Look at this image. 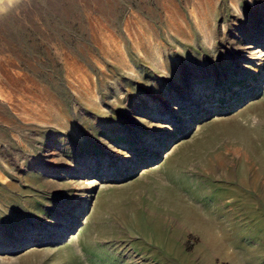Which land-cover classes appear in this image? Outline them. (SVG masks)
<instances>
[{"label":"rangeland","instance_id":"374dc122","mask_svg":"<svg viewBox=\"0 0 264 264\" xmlns=\"http://www.w3.org/2000/svg\"><path fill=\"white\" fill-rule=\"evenodd\" d=\"M234 1L0 9V264H264V0Z\"/></svg>","mask_w":264,"mask_h":264},{"label":"bare ground","instance_id":"6f19581e","mask_svg":"<svg viewBox=\"0 0 264 264\" xmlns=\"http://www.w3.org/2000/svg\"><path fill=\"white\" fill-rule=\"evenodd\" d=\"M12 1H15V0H0V9L1 8H3V7H6V5H8V4H10V2H12ZM22 1V0H21ZM164 2V1H163ZM17 3V2H16ZM20 3V2H19ZM11 4H14V2H12ZM10 4V5H11ZM18 4V3H17ZM232 6H235V8H236V6L238 5L234 0H231V3H230ZM237 4V5H236ZM20 5V4H19ZM22 5V4H21ZM26 5V4H25ZM12 6V5H11ZM192 6V5H191ZM9 7V6H8ZM23 7H24V5H23ZM13 8V7H12ZM197 9V8H196ZM2 10H4V9H2ZM17 10V9H16ZM25 10V9H24ZM234 10H236V9H234ZM12 11V10H11ZM21 11V10H20ZM15 13V12H14ZM13 13V14H14ZM190 16H191V18L193 19V21H194V23H195V25H198V18H197V16H196V14H195V12L193 11V9H190ZM5 14H7L6 12H5ZM10 14V13H9ZM202 15V14H201ZM4 16V15H3ZM2 16V17H3ZM13 16V15H12ZM7 17V16H6ZM4 18V17H3ZM187 18V17H186ZM5 19H7V18H5ZM129 19V18H128ZM201 19V18H200ZM188 20V19H187ZM4 21V20H3ZM172 21V20H171ZM205 22V21H204ZM1 24V23H0ZM169 24H171V22L169 23ZM2 25V24H1ZM200 25V24H199ZM198 25V26H199ZM204 25V24H203ZM197 26V27H198ZM206 26V25H205ZM199 28V27H198ZM204 27H202V29H203ZM209 28V27H208ZM125 29H126V32H127V34H128V36H129V38H131L133 41H134V39H133V37H132V34H130L129 32H128V28H127V26L125 25ZM139 29V28H138ZM206 29V28H205ZM204 30V29H203ZM210 30V29H209ZM172 31V30H171ZM203 32H207L206 30L205 31H203ZM209 33V32H208ZM206 36H207V34H205ZM103 36H104V42H105V44L109 47L110 46V48H113V46H112V44H114V34L112 35V33L110 32V31H108V33H104L103 34ZM136 36V35H135ZM209 36V35H208ZM206 39H208V40H210V37H207ZM213 40V39H212ZM207 41V40H206ZM139 44V43H138ZM210 44V43H209ZM123 46V45H122ZM115 47V46H114ZM109 48V49H110ZM119 49H121V48H119ZM156 51V50H155ZM157 52V51H156ZM122 54V53H121ZM143 54V53H142ZM149 54V53H148ZM124 55H125V53H124ZM126 55H128V54H126ZM155 56H157L156 57V63H157V61H158V66L160 67V68H163L162 67V63L160 62L159 63V61H161L162 59H161V56L157 53ZM127 58V57H126ZM130 62V61H129ZM132 62V61H131ZM155 63V62H154ZM164 63V62H163ZM134 66V65H133ZM132 65H127V67L125 66V69L126 70H128L129 72H134L135 71V69H134V67H133ZM6 67V66H5ZM13 71V70H12ZM80 72V71H79ZM4 73V72H3ZM21 73V72H20ZM12 75V74H11ZM69 81V80H68ZM84 81V80H83ZM75 83V82H74ZM8 89V88H7ZM7 89L4 87V85L0 82V100H5V99H8L9 100V93H8V91H7ZM27 92V91H26ZM34 92V91H33ZM91 99H92V102L94 103V104H96L98 107L99 106H101V107H99V108H102L103 107V104L99 101V99H98V96H96V94H91ZM47 102V101H46ZM42 103V102H41ZM35 104V103H34ZM33 104V105H34ZM49 104V103H48ZM50 105V104H49ZM48 107V106H47ZM48 109V108H47ZM13 111V110H12ZM61 120V119H60ZM7 166H8V163H7ZM4 171H7L6 169H4ZM4 171H3V169L2 168H0V181L1 182H5L6 180V175L4 174Z\"/></svg>","mask_w":264,"mask_h":264}]
</instances>
